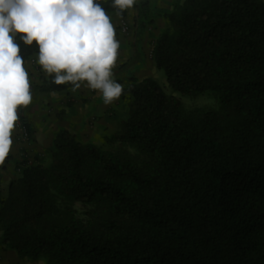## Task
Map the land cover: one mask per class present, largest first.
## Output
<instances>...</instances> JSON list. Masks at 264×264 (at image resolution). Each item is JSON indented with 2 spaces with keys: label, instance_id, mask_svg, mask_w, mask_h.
<instances>
[{
  "label": "trees",
  "instance_id": "trees-1",
  "mask_svg": "<svg viewBox=\"0 0 264 264\" xmlns=\"http://www.w3.org/2000/svg\"><path fill=\"white\" fill-rule=\"evenodd\" d=\"M151 4L136 0L138 15ZM164 16L156 67L174 91L217 92L220 108L185 110L153 77L132 78L114 138L143 158L60 127L50 161L18 162L0 192L6 250L47 264H264V0H183ZM14 39L25 62L39 53ZM53 76L42 92L73 88Z\"/></svg>",
  "mask_w": 264,
  "mask_h": 264
},
{
  "label": "clouds",
  "instance_id": "clouds-1",
  "mask_svg": "<svg viewBox=\"0 0 264 264\" xmlns=\"http://www.w3.org/2000/svg\"><path fill=\"white\" fill-rule=\"evenodd\" d=\"M136 0H112L117 15L132 9ZM35 41L38 63L57 85L71 84L73 91L86 82L111 104L123 92L111 79L119 41L110 17L95 0H0V164L12 149L18 109L32 102L29 74L15 42Z\"/></svg>",
  "mask_w": 264,
  "mask_h": 264
},
{
  "label": "rangeland",
  "instance_id": "rangeland-1",
  "mask_svg": "<svg viewBox=\"0 0 264 264\" xmlns=\"http://www.w3.org/2000/svg\"><path fill=\"white\" fill-rule=\"evenodd\" d=\"M183 0H152V4L147 13V17L138 15V8L134 5L132 9L127 10V16L123 18L117 15V12H106L114 25L116 39L119 41L118 58L116 66L112 70L111 79L126 85L132 78L142 79L144 77H153L162 86L168 95L175 96L182 104L183 108L188 111L199 109H219V94L212 90H207L197 94H183L174 91L168 86L165 72L158 69L153 60L152 48L157 35L167 27L165 13L170 12L177 3ZM147 22L142 26L141 21ZM149 20H152L149 22ZM125 24L127 31L121 30ZM38 54L25 62L29 67L25 68L29 74L31 85L32 102L27 108H19L18 115L20 129L25 126L27 117L25 111L29 113L36 110L37 115L42 111L53 116L50 124L54 133L60 127H68L78 139L84 142H93L105 150L124 152L136 160H141L143 155L131 143L115 139V135L122 131V123L128 114V101L119 99L111 104H105L102 94L98 90L90 89L86 82H81V86L73 91L68 89L60 92H42L38 88L40 75L45 73L38 63ZM77 91H80L77 92ZM57 95V97L49 96ZM76 94H78L76 96ZM28 123V122H27ZM29 132V131H28ZM33 134H30L24 141H30ZM49 148L39 151L38 154L26 153L20 156L17 163L27 160L28 163H47L50 161ZM41 154V155H40ZM3 164H0V170ZM2 178V176H1ZM15 179V178H14ZM10 182L4 184L0 179V192L7 193ZM0 264H47L44 258H24L20 257L13 250H6L0 244Z\"/></svg>",
  "mask_w": 264,
  "mask_h": 264
},
{
  "label": "crops",
  "instance_id": "crops-1",
  "mask_svg": "<svg viewBox=\"0 0 264 264\" xmlns=\"http://www.w3.org/2000/svg\"><path fill=\"white\" fill-rule=\"evenodd\" d=\"M24 66L25 68L29 67L28 64H24ZM77 92L80 93V91ZM77 95L78 94H76V96ZM52 97H57V95H50L49 99ZM36 112V110L31 113L25 111L24 114L27 117V122L33 134L30 141H24L21 138V129L19 124L16 122L15 129L12 133V149L0 170L2 184L10 182L18 176L16 171V161L20 158V156L26 155V153H33L37 155L40 150L43 151L46 147L49 148L52 144V137H50L49 140L48 134L50 133V135H53L54 132V129H51L52 124H50L53 116L49 115L45 111H42L40 115H37ZM65 126L70 127L68 123H66Z\"/></svg>",
  "mask_w": 264,
  "mask_h": 264
},
{
  "label": "built area",
  "instance_id": "built-area-1",
  "mask_svg": "<svg viewBox=\"0 0 264 264\" xmlns=\"http://www.w3.org/2000/svg\"><path fill=\"white\" fill-rule=\"evenodd\" d=\"M127 28H128V27H127L125 24H123L121 30H122L123 32H125V31H127ZM21 128H22V129H21V138H22V139H26V138L29 136L28 129H27L26 126H22Z\"/></svg>",
  "mask_w": 264,
  "mask_h": 264
}]
</instances>
